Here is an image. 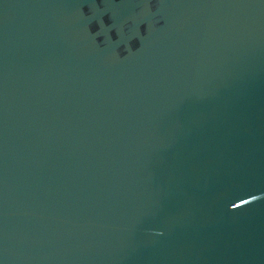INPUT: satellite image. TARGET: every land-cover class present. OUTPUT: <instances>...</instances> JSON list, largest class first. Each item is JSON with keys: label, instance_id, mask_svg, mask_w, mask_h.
Instances as JSON below:
<instances>
[{"label": "water", "instance_id": "95a60500", "mask_svg": "<svg viewBox=\"0 0 264 264\" xmlns=\"http://www.w3.org/2000/svg\"><path fill=\"white\" fill-rule=\"evenodd\" d=\"M0 264H264V0H0Z\"/></svg>", "mask_w": 264, "mask_h": 264}]
</instances>
